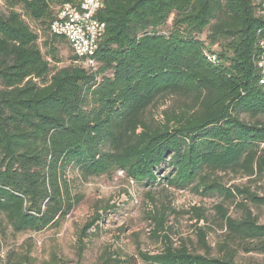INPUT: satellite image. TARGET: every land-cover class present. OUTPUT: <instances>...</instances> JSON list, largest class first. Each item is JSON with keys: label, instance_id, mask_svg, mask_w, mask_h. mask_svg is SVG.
I'll list each match as a JSON object with an SVG mask.
<instances>
[{"label": "trees", "instance_id": "trees-1", "mask_svg": "<svg viewBox=\"0 0 264 264\" xmlns=\"http://www.w3.org/2000/svg\"><path fill=\"white\" fill-rule=\"evenodd\" d=\"M75 1L3 0L6 11L0 10V252L6 231L60 226L81 202L74 178L121 171L152 185L166 164L165 186H191L202 196L220 197L214 209L228 240L264 253V224L250 210L233 218L224 205L238 197L254 204L263 199L223 182L224 175L264 177V83L258 65L264 16L258 5L103 0L96 17L105 31L91 69L77 62L63 36L50 31L52 4ZM168 21L169 34L163 29ZM61 40L72 54L59 66ZM98 218L97 213L81 235ZM150 219L158 238L167 228L165 212ZM197 236L207 247L201 229ZM138 256L146 264H235L228 255L191 252L185 243Z\"/></svg>", "mask_w": 264, "mask_h": 264}, {"label": "rangeland", "instance_id": "rangeland-1", "mask_svg": "<svg viewBox=\"0 0 264 264\" xmlns=\"http://www.w3.org/2000/svg\"><path fill=\"white\" fill-rule=\"evenodd\" d=\"M59 4H52L57 12ZM0 10L6 11L3 0ZM17 12L22 14L20 8ZM31 28L36 25L22 16ZM170 21L163 29L171 31ZM39 39L41 50L51 62ZM57 65H66L72 54L64 41L56 42ZM206 49L205 45H203ZM202 53L207 57L208 51ZM170 100L167 104H170ZM165 108L162 105L160 109ZM169 168L163 164L158 169L159 179L155 184L144 185L127 178L121 171L88 179L74 178V191L81 195V202L72 210L58 228L40 232L12 234L6 231L2 240L0 264H102L105 259H118V264H146L140 260L138 251L154 254L165 244L179 247L185 243L191 252L211 257L228 255L235 264H264V253L245 251L236 242L229 241L226 230L214 207L220 203L217 195L202 196L194 187L174 189L165 186ZM226 187H247L251 193L263 199L254 204L241 197L224 204L228 215L242 216L250 210L257 222L264 224V177L249 179L243 176L224 175ZM201 191V190H200ZM241 202L242 206H239ZM161 211L166 215V230L153 237L151 214ZM98 213L92 228L81 235L83 226ZM97 226V227H96ZM198 229L205 234L207 247L197 236ZM163 235L168 237L165 241ZM228 240V241H227ZM226 242V245L224 244Z\"/></svg>", "mask_w": 264, "mask_h": 264}, {"label": "built area", "instance_id": "built-area-1", "mask_svg": "<svg viewBox=\"0 0 264 264\" xmlns=\"http://www.w3.org/2000/svg\"><path fill=\"white\" fill-rule=\"evenodd\" d=\"M94 5L95 0L63 2L59 5L55 18L50 24L51 33L63 36L76 55L77 62L81 63L86 68L97 67V62L94 58V49H90L86 46L87 33L96 34L98 46L105 31L104 22L98 20V18H91V11ZM258 8L263 9L264 16V0H258ZM88 20H95V27H88ZM260 44L263 48L262 58H264V40L261 41ZM209 55L215 59L213 54L209 53Z\"/></svg>", "mask_w": 264, "mask_h": 264}, {"label": "bare ground", "instance_id": "bare-ground-1", "mask_svg": "<svg viewBox=\"0 0 264 264\" xmlns=\"http://www.w3.org/2000/svg\"><path fill=\"white\" fill-rule=\"evenodd\" d=\"M253 1L258 5V0H253ZM102 6H103L102 0H95L94 8L91 11V18H97L96 13L102 8ZM259 11L261 15H263V9H259ZM88 27H95V20H88ZM86 46H88L90 49H94V54L96 53L98 46H97V36L95 33H87ZM207 58L210 61H215V59H213V57L209 54H207ZM261 59L262 60L260 61L259 66L263 68V77L261 82L264 83V58L261 57ZM87 68L95 69L94 67H87Z\"/></svg>", "mask_w": 264, "mask_h": 264}]
</instances>
